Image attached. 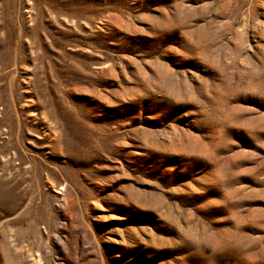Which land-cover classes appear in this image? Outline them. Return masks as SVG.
Here are the masks:
<instances>
[{"label": "rangeland", "instance_id": "1", "mask_svg": "<svg viewBox=\"0 0 264 264\" xmlns=\"http://www.w3.org/2000/svg\"><path fill=\"white\" fill-rule=\"evenodd\" d=\"M0 264H264V0H0Z\"/></svg>", "mask_w": 264, "mask_h": 264}]
</instances>
